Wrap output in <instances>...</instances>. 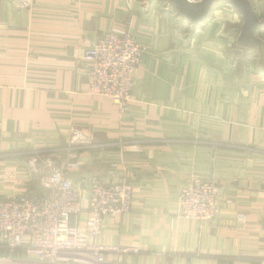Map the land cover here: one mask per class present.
I'll return each instance as SVG.
<instances>
[{
    "label": "crops",
    "instance_id": "crops-1",
    "mask_svg": "<svg viewBox=\"0 0 264 264\" xmlns=\"http://www.w3.org/2000/svg\"><path fill=\"white\" fill-rule=\"evenodd\" d=\"M247 1L251 35L224 3L194 27L164 0H0V200L28 189L29 159H65L81 129L93 140L72 175L83 208L93 177L131 187L130 212L90 242L139 252L109 264H264V0ZM104 33L144 49L124 111L89 94L84 54ZM192 177L216 180L210 221L178 216Z\"/></svg>",
    "mask_w": 264,
    "mask_h": 264
},
{
    "label": "built area",
    "instance_id": "built-area-1",
    "mask_svg": "<svg viewBox=\"0 0 264 264\" xmlns=\"http://www.w3.org/2000/svg\"><path fill=\"white\" fill-rule=\"evenodd\" d=\"M11 1L24 10L30 9L33 2ZM143 51L130 33L100 35L84 54V59L92 63L89 94L107 98L124 111ZM69 145L67 157L60 162L49 155L29 159L28 189L0 200V248L4 251L0 264H109L105 256L108 253L139 252L136 248L90 242L99 235L105 218L130 212L131 187L93 177L83 208L72 175L79 169L77 151L89 149L93 140L81 129H73ZM35 184L38 187L32 190ZM216 195L214 177H192L179 190L178 216L184 220H212L218 212ZM80 219L85 231L78 227Z\"/></svg>",
    "mask_w": 264,
    "mask_h": 264
},
{
    "label": "water",
    "instance_id": "water-1",
    "mask_svg": "<svg viewBox=\"0 0 264 264\" xmlns=\"http://www.w3.org/2000/svg\"><path fill=\"white\" fill-rule=\"evenodd\" d=\"M167 7L175 11L189 25L198 26L205 22L218 3L231 5L241 15L244 25L243 32L251 35L259 25L256 15L247 0H164Z\"/></svg>",
    "mask_w": 264,
    "mask_h": 264
},
{
    "label": "rangeland",
    "instance_id": "rangeland-1",
    "mask_svg": "<svg viewBox=\"0 0 264 264\" xmlns=\"http://www.w3.org/2000/svg\"><path fill=\"white\" fill-rule=\"evenodd\" d=\"M9 2L13 5V7L15 8V9H18V10H24V9H21L20 8V6L19 7H17V5H15L11 0H9ZM33 3V2H32ZM19 4V3H18ZM27 10V9H26ZM29 10V9H28ZM26 169H27V166L25 167ZM28 170V169H27ZM32 187V186H31ZM20 193V192H19ZM12 197V196H11Z\"/></svg>",
    "mask_w": 264,
    "mask_h": 264
},
{
    "label": "trees",
    "instance_id": "trees-1",
    "mask_svg": "<svg viewBox=\"0 0 264 264\" xmlns=\"http://www.w3.org/2000/svg\"><path fill=\"white\" fill-rule=\"evenodd\" d=\"M16 256H18V253L16 254Z\"/></svg>",
    "mask_w": 264,
    "mask_h": 264
},
{
    "label": "bare ground",
    "instance_id": "bare-ground-1",
    "mask_svg": "<svg viewBox=\"0 0 264 264\" xmlns=\"http://www.w3.org/2000/svg\"><path fill=\"white\" fill-rule=\"evenodd\" d=\"M14 1H18V0H14Z\"/></svg>",
    "mask_w": 264,
    "mask_h": 264
}]
</instances>
